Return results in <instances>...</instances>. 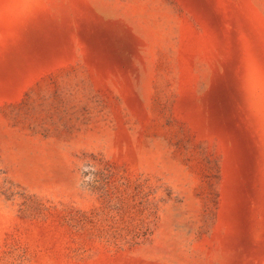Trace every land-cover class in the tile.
<instances>
[{
    "label": "rangeland",
    "instance_id": "1",
    "mask_svg": "<svg viewBox=\"0 0 264 264\" xmlns=\"http://www.w3.org/2000/svg\"><path fill=\"white\" fill-rule=\"evenodd\" d=\"M0 264H264V0H0Z\"/></svg>",
    "mask_w": 264,
    "mask_h": 264
}]
</instances>
